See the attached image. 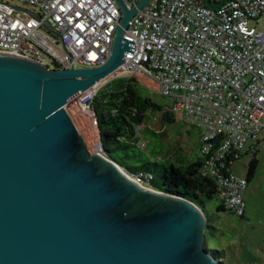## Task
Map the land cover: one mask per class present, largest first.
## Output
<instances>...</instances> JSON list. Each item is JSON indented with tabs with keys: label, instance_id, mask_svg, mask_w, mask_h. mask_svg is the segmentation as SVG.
Segmentation results:
<instances>
[{
	"label": "water",
	"instance_id": "obj_1",
	"mask_svg": "<svg viewBox=\"0 0 264 264\" xmlns=\"http://www.w3.org/2000/svg\"><path fill=\"white\" fill-rule=\"evenodd\" d=\"M117 1L122 18L99 66L50 69L0 53V264H225L206 247L200 207L91 154L66 109L134 53L125 29L149 0Z\"/></svg>",
	"mask_w": 264,
	"mask_h": 264
},
{
	"label": "built area",
	"instance_id": "obj_2",
	"mask_svg": "<svg viewBox=\"0 0 264 264\" xmlns=\"http://www.w3.org/2000/svg\"><path fill=\"white\" fill-rule=\"evenodd\" d=\"M13 1L24 6L0 0V53L50 69L92 68L109 58L122 18L117 0ZM123 1L132 9L141 0ZM221 1L210 0L211 7L206 0H149L137 8L124 33L134 53L124 55L113 77L151 84L173 98L168 110L199 132L203 175L215 181L220 201L242 215L249 181L225 170L224 161L241 157L264 129V31L251 25L264 19V0ZM99 88L81 92L66 109L89 152L107 156L94 108Z\"/></svg>",
	"mask_w": 264,
	"mask_h": 264
},
{
	"label": "trees",
	"instance_id": "obj_3",
	"mask_svg": "<svg viewBox=\"0 0 264 264\" xmlns=\"http://www.w3.org/2000/svg\"><path fill=\"white\" fill-rule=\"evenodd\" d=\"M141 89L142 87L133 78L126 77L115 78L99 88L94 99V108L98 117V133L105 153L133 175H141L154 188L182 196L194 202L204 212L206 200H211L215 196L218 198L215 181L203 175L206 166L205 156L202 155L191 163H185L182 159L172 163H160L139 158L136 153L137 149L146 148L140 137V132L147 128L145 112L162 110ZM174 116L173 112L165 110V121L172 122ZM139 126H142L141 130L138 129ZM257 141L259 142V139ZM119 150L123 152V156L115 154ZM251 153L254 158L247 165L246 179L248 181L255 176L259 166L256 152L251 151ZM128 159L134 161H127ZM240 159V156L238 158L234 155L227 156L224 161L225 170L234 171V162ZM153 168H159L160 181L156 180ZM218 210L232 212L222 202ZM244 214L239 216L244 217ZM207 223L209 233L207 234L206 231V247L215 258L222 259L224 252L219 247V239L225 230L221 232L209 224L208 219Z\"/></svg>",
	"mask_w": 264,
	"mask_h": 264
},
{
	"label": "rangeland",
	"instance_id": "obj_4",
	"mask_svg": "<svg viewBox=\"0 0 264 264\" xmlns=\"http://www.w3.org/2000/svg\"><path fill=\"white\" fill-rule=\"evenodd\" d=\"M8 1L24 6L13 0ZM28 7L32 8L31 6ZM251 25L259 31H264V19L259 22L254 20ZM114 79L113 76L107 78L99 84V87ZM147 87H142L141 90L162 110H147L145 112L147 128L140 132V137L146 148L136 150L139 158L151 162L159 161L160 163H172L182 159L185 163H191L202 156L198 130L186 124L179 115H175L172 122L164 120L165 110L173 105V98L159 94L151 84H148ZM68 109L72 114L77 112L74 106L69 105ZM76 120L79 122L78 118ZM258 139L259 142L253 140L247 144L234 169V173L237 175L247 177V165L254 156L250 152L246 154V151L251 146L254 147L259 166L244 192L246 204L244 217L228 210L219 211L218 207L221 205V201L216 196L211 200H206L204 212L209 224L221 232L225 230L219 239V247L224 252L223 258L220 260L225 264H264V129ZM115 154L123 156V152L120 150ZM127 161L133 162L134 160L128 159ZM137 164L140 163L137 162ZM153 169L156 180L160 181L159 168ZM208 233L209 231H207Z\"/></svg>",
	"mask_w": 264,
	"mask_h": 264
},
{
	"label": "bare ground",
	"instance_id": "obj_5",
	"mask_svg": "<svg viewBox=\"0 0 264 264\" xmlns=\"http://www.w3.org/2000/svg\"><path fill=\"white\" fill-rule=\"evenodd\" d=\"M115 74H116V72H114V73H113L112 75H110L109 77L114 76ZM109 77H108V78H109Z\"/></svg>",
	"mask_w": 264,
	"mask_h": 264
}]
</instances>
